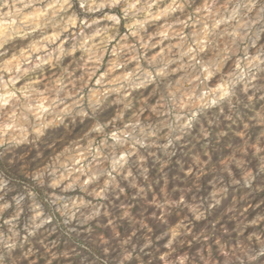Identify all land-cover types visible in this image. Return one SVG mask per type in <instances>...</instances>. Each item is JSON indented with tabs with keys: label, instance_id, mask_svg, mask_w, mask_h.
<instances>
[{
	"label": "clouds",
	"instance_id": "clouds-1",
	"mask_svg": "<svg viewBox=\"0 0 264 264\" xmlns=\"http://www.w3.org/2000/svg\"><path fill=\"white\" fill-rule=\"evenodd\" d=\"M0 264H264V0H0Z\"/></svg>",
	"mask_w": 264,
	"mask_h": 264
}]
</instances>
